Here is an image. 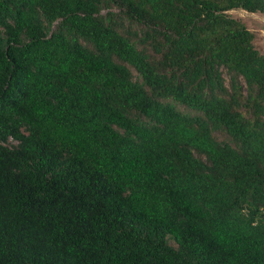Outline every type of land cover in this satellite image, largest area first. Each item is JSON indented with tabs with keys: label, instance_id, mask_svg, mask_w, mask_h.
Masks as SVG:
<instances>
[{
	"label": "trees",
	"instance_id": "16d2710c",
	"mask_svg": "<svg viewBox=\"0 0 264 264\" xmlns=\"http://www.w3.org/2000/svg\"><path fill=\"white\" fill-rule=\"evenodd\" d=\"M264 0H0V264H264Z\"/></svg>",
	"mask_w": 264,
	"mask_h": 264
},
{
	"label": "rangeland",
	"instance_id": "374dc122",
	"mask_svg": "<svg viewBox=\"0 0 264 264\" xmlns=\"http://www.w3.org/2000/svg\"><path fill=\"white\" fill-rule=\"evenodd\" d=\"M227 14L244 23L246 29L252 33L255 49L260 53L264 52V15L250 14L241 10H231Z\"/></svg>",
	"mask_w": 264,
	"mask_h": 264
}]
</instances>
